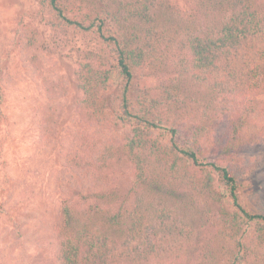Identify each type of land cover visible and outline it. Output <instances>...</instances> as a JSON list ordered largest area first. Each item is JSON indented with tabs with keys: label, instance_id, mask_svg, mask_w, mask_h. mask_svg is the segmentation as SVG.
I'll use <instances>...</instances> for the list:
<instances>
[{
	"label": "trees",
	"instance_id": "obj_1",
	"mask_svg": "<svg viewBox=\"0 0 264 264\" xmlns=\"http://www.w3.org/2000/svg\"><path fill=\"white\" fill-rule=\"evenodd\" d=\"M35 18L50 41L22 24L15 43L40 76L43 49L83 39L76 104L96 125L66 149L52 264H264V213L239 200V152L264 139V0H38Z\"/></svg>",
	"mask_w": 264,
	"mask_h": 264
},
{
	"label": "rangeland",
	"instance_id": "obj_2",
	"mask_svg": "<svg viewBox=\"0 0 264 264\" xmlns=\"http://www.w3.org/2000/svg\"><path fill=\"white\" fill-rule=\"evenodd\" d=\"M37 6L38 0H0V83L5 87L1 107L5 114L0 113V162L5 171L0 170V184L5 187L8 207L15 209L21 233L15 237L11 222L0 218V264L54 262L53 221L60 200L79 178L64 162L66 149L77 145V136L96 127L81 119L76 104L81 94L76 74L83 61L77 47L83 39L70 33L56 52L42 50L45 84L15 43L16 31L23 25L37 29L43 41H50V31L38 18L32 19ZM49 84L53 92H48ZM50 112L57 127L47 130L44 118ZM47 119L45 124L50 126ZM239 156L245 169L239 172V200L264 213V139L241 148Z\"/></svg>",
	"mask_w": 264,
	"mask_h": 264
}]
</instances>
